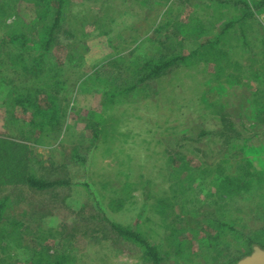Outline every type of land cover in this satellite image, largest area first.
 Segmentation results:
<instances>
[{
	"label": "rangeland",
	"instance_id": "obj_1",
	"mask_svg": "<svg viewBox=\"0 0 264 264\" xmlns=\"http://www.w3.org/2000/svg\"><path fill=\"white\" fill-rule=\"evenodd\" d=\"M263 3L68 0L51 56L33 73L42 53L32 43L57 9L0 0V137L27 142L29 171L61 182L0 187L5 264H33L36 249L66 252L70 264H148L106 218L158 247L164 264H229L249 238L261 241ZM176 58L167 75L137 84L147 62ZM22 87L59 107L60 137L21 133L10 103ZM242 174L257 177L254 190L221 198V177Z\"/></svg>",
	"mask_w": 264,
	"mask_h": 264
},
{
	"label": "trees",
	"instance_id": "obj_2",
	"mask_svg": "<svg viewBox=\"0 0 264 264\" xmlns=\"http://www.w3.org/2000/svg\"><path fill=\"white\" fill-rule=\"evenodd\" d=\"M43 1L47 6V9L55 7L57 11L54 15L53 25L50 28L43 29L42 42L38 43L36 40L32 43L33 45H38L42 53L38 59L34 60L35 63L30 69L33 73L38 72L40 68L45 65L47 58L51 56V51L55 43V29L59 28L60 22L63 19L62 10L68 3V0ZM240 4H244L243 1L235 2L236 6H239ZM251 16H253L252 13H250L248 18H251ZM36 33L39 35L38 31H36ZM11 40L15 41V43L24 50H35V48H30L28 46V44H31V40L26 36L14 35ZM203 48H208L207 50H209L214 47L212 44H206L203 45ZM209 52L211 51L206 52V54ZM198 54L199 52H196L193 56H198ZM202 58H204V55ZM179 61L180 60L176 58L147 62L137 74V84L141 85L164 77L178 65ZM27 75L29 74L27 73ZM29 76L31 77V75ZM2 83L3 82L0 79V84ZM10 107V114L14 116L16 123H21L22 125L21 133L24 134V132H27V134L32 136V141L40 143L41 138H45L46 134H55L57 138L58 136L60 137V134L63 131L61 110L55 104H51L47 101L42 102L40 99H37L32 89L28 87L18 89L17 93L12 97ZM29 152L30 148L29 145H27V142H18L0 137V187L4 185H24L33 190L45 192L54 189L61 184L60 181H50L29 171ZM256 178H253V176L250 177L249 175L245 177V174L231 177L222 176L219 181V189L217 193H219L221 198L224 196H241L245 192L254 190L255 187L251 188V186ZM4 208V205L0 206V216L3 214ZM106 220L110 225L111 231L117 235L118 238L140 246L148 264H164L165 255L163 251L148 243L137 231H134V229L130 227L121 226L107 218ZM219 226L223 225L219 224ZM222 228L231 229L228 226H223ZM5 237H7V233L4 230H0V239L3 240ZM260 240L261 241L257 242L254 239L249 238L246 243L248 253L229 264H236L242 258L250 255L257 246L264 249V229L260 232ZM5 260L6 259L0 257V264H5ZM32 261L33 264H70V256L67 255L66 252H58L52 255L48 250L42 251L41 249H36Z\"/></svg>",
	"mask_w": 264,
	"mask_h": 264
},
{
	"label": "water",
	"instance_id": "obj_3",
	"mask_svg": "<svg viewBox=\"0 0 264 264\" xmlns=\"http://www.w3.org/2000/svg\"><path fill=\"white\" fill-rule=\"evenodd\" d=\"M236 264H264V249L255 247L254 251Z\"/></svg>",
	"mask_w": 264,
	"mask_h": 264
},
{
	"label": "built area",
	"instance_id": "obj_4",
	"mask_svg": "<svg viewBox=\"0 0 264 264\" xmlns=\"http://www.w3.org/2000/svg\"><path fill=\"white\" fill-rule=\"evenodd\" d=\"M263 25H264V20H263Z\"/></svg>",
	"mask_w": 264,
	"mask_h": 264
}]
</instances>
